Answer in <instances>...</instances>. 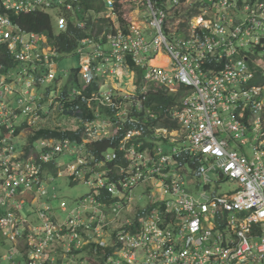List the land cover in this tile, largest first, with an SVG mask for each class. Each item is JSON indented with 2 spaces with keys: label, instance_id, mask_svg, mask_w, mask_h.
<instances>
[{
  "label": "built area",
  "instance_id": "2783aa9c",
  "mask_svg": "<svg viewBox=\"0 0 264 264\" xmlns=\"http://www.w3.org/2000/svg\"><path fill=\"white\" fill-rule=\"evenodd\" d=\"M105 1L113 24L100 37L110 48L102 50L100 42L85 38L79 49L81 87L70 93L85 103L82 111L78 105L71 110L80 114L82 125L72 130L82 140L41 139L40 148L28 155L15 145L17 127L45 117L51 103L46 105L37 88L57 77L59 56L47 36L21 31L8 14L0 15V43L23 62L19 72H2L0 65V232L11 246L3 254L5 264H104L82 255L91 243L115 248L113 264H264V52L245 53L249 43H262L264 35L254 33L264 25V2L130 0L126 30L115 13L123 0ZM74 2L81 0H4L16 13L53 5L72 9ZM195 4L202 11L184 18L182 8L186 13ZM243 10L246 18L238 24ZM136 12L145 13L142 26L135 22ZM68 24L65 16L58 18L60 30ZM160 54L167 61L153 64ZM141 68L143 82L135 80L134 90L123 87L130 88L129 81L115 79L122 69ZM10 76L20 77L21 85L12 84ZM94 82L100 87L84 93ZM182 85L178 101L164 110L178 126L153 124L159 115L146 106L149 92L178 94ZM148 120L156 142L143 149L136 136L144 134ZM124 131L121 163L115 147L103 158L90 150L92 143ZM253 134L249 155L245 145ZM66 157L70 160L63 165ZM50 165L59 176L81 178L90 191L55 209L56 186L53 191L47 186L55 178ZM187 179L199 185L198 193L190 191ZM224 181L236 187L220 193L216 186ZM141 184L145 195L155 190L159 198L138 214L135 187ZM26 193L30 213L24 212ZM39 198L45 199L37 204Z\"/></svg>",
  "mask_w": 264,
  "mask_h": 264
},
{
  "label": "trees",
  "instance_id": "16d2710c",
  "mask_svg": "<svg viewBox=\"0 0 264 264\" xmlns=\"http://www.w3.org/2000/svg\"><path fill=\"white\" fill-rule=\"evenodd\" d=\"M121 2V1H120ZM120 2L117 3V7L115 10L116 15H118V20L120 24H123L124 28L127 30L130 27H127L130 24V12L132 10L131 8V2L130 0H123L122 3ZM133 5V4H132ZM40 7L36 11H25V12H20L16 13V11L12 8H7L4 0H0V15L2 14H8L9 17L19 26L18 29L21 31L25 32H35L37 34H46L49 37L50 44L56 49V53L58 56H64L67 54L71 53H78L82 54L79 49L84 46V40L85 38H92L97 42H100V46L97 48H101L102 50H107L110 48V44L108 43V40L106 37H103V39L100 37L103 34V31L110 30L113 24V19L111 16L108 15L107 7H106V1L105 0H81V2H74V6L72 9H68L66 7L60 8L59 5H53L50 7ZM199 6L195 4V9L192 11L188 12V16L191 17L193 14L199 13ZM60 16H65L69 20L68 28L66 30H60L58 26V18ZM84 19L86 22L85 26L82 27L80 25V21ZM117 20V18H116ZM264 40L260 44H249L246 46V50L248 53H250L253 49H256L258 51L264 52ZM57 56V57H58ZM56 57V58H57ZM102 64L101 62H99ZM131 63V62H130ZM0 65H3L4 68L2 69V72L8 70H12L15 72L20 71V69L23 66V62L16 61L14 59V55L11 53L10 48L7 43H0ZM80 67L73 69V72L69 74L70 80L67 82V85L62 88L60 91L61 95V104L58 105L56 109V114H58V119H76L79 120L77 124L73 123V126L71 123L64 124L63 121L57 124L56 127L52 126H41V128L34 129L33 132L29 135L28 137V144L24 149H26V155L30 153L31 149L34 148H40L39 145H35V143L41 139H62V138H71L73 140H82V134L79 132H76L72 130L74 127H79L81 126L82 120H80V114H75L72 112V106L75 107L78 105L81 108V111L85 109V103H83V97L79 94H74L73 96L70 95L71 90L74 87H81V82L80 79L78 78V74H80ZM48 67H42L39 69V71H46ZM17 70V71H16ZM140 76V79L138 82L142 83L143 82V77L145 75L144 70L139 72L138 74ZM57 78V77H56ZM55 78V79H56ZM103 86H105L103 84ZM100 85H97L96 82L91 84L89 88L84 91V93H89L93 89H98ZM107 87V85L105 86ZM185 87L182 85L180 86V92L177 95H168L166 90L163 89H158L155 90L153 93L149 94V99L147 101L148 107H150L154 112H156L158 115L161 117H164L165 113V107L169 104H174L176 101H178L179 96L182 95V93L185 91ZM57 90V89H56ZM57 92V91H56ZM72 98L70 99V97ZM45 103L46 105H50L48 103V98L46 94L45 98ZM52 108V105L49 107ZM67 111V114L63 113ZM102 111L104 108L101 109ZM108 111V110H107ZM41 113H43V110H40ZM45 116L47 114H44ZM65 115V117H63ZM89 115V113H88ZM62 116V118H61ZM92 114L89 115L91 117ZM165 121V123H163ZM161 123H159V120L154 122L153 124L157 123L160 126L164 127H177V122L174 121L172 118L167 117L164 119ZM151 122V120H150ZM150 122L145 121L147 125H145V130L144 134L136 136V139L138 142L143 141V149L145 147L153 148V143L156 141H152L154 136H155V131L153 128H150ZM168 122V123H167ZM63 125L61 126V124ZM71 124V125H70ZM28 125V122L25 121L22 126L17 128V135L15 137V141L18 147H21L24 145V143L19 144L17 141L18 138H23L20 135V131ZM126 131L122 132L121 135H118L115 137V139H103L98 142H94L90 145V150L92 152L97 153V155L101 158L106 156V154L109 152L110 147H115L116 151L119 153V159L116 161L117 163H121L122 157L124 154V150H120V139L123 138L125 135ZM119 145V147H118ZM104 154V155H103ZM25 155V156H26ZM123 163V162H122ZM112 165V164H111ZM105 169H108L107 166H104ZM50 171L56 172V167L54 165L49 166ZM118 171V170H117ZM116 172H108L110 174L117 173ZM74 180L71 182L72 184L74 183H81L82 180L81 178H74ZM85 183V182H84ZM86 184V183H85ZM53 187V186H52ZM141 187L143 190L139 194H137V203H138V197L140 195H145L147 193L146 187L141 184L135 187L139 188ZM89 188V187H88ZM51 191L53 189L51 188ZM90 191V189H89ZM88 191V192H89ZM55 192L57 193V197L52 198V204L55 207V209H59V206L62 201H67L56 189L55 187ZM87 192V193H88ZM85 193L84 195H86ZM103 193L104 196H109L110 194L106 191L105 188H103ZM79 196V197H83ZM79 197H76L79 199ZM114 198L111 199L113 201ZM68 203H71L72 201L69 200L67 201ZM135 204L136 211L138 214H141L144 212V210L138 205ZM8 247H11L8 242H5L4 240L0 241V264H5L8 262V260H3V254H4V249L8 250ZM16 248V247H15ZM3 249V250H2ZM115 248H112V246L104 247L100 246L97 243H91L89 246L84 248L82 255L84 256H90L94 259H96L99 262H102L104 264H113V260H110L111 257H115L114 251ZM20 251L19 247L17 246L16 249V258L20 257Z\"/></svg>",
  "mask_w": 264,
  "mask_h": 264
},
{
  "label": "rangeland",
  "instance_id": "374dc122",
  "mask_svg": "<svg viewBox=\"0 0 264 264\" xmlns=\"http://www.w3.org/2000/svg\"><path fill=\"white\" fill-rule=\"evenodd\" d=\"M136 15L138 18H136ZM144 15L145 13L139 12V13H135L134 19L137 25L142 26V20H144ZM47 42H48V38H46ZM49 47L54 48L51 44H48ZM81 55L78 53H71V54H67V55H62L57 59V78L50 81V82H46L44 84H42L40 87L37 88V90L40 93L43 94H47L49 91L51 92V98L48 99V103L52 105V108H49L47 111V116L38 119L39 116H37V119H33L32 123H33V130L34 127L35 128H40L41 126H52V127H56L58 123H60L61 121H63V123L66 125L68 123H71L73 126L74 124H77L79 122L78 119H76V121L74 119H58V114H56V108H57V104L61 103V95L57 94V90L59 89V91L62 90V88H64L65 85H67V82H69L70 80V76L69 74L73 72V69L78 68L81 66ZM160 61V60H159ZM162 62V61H161ZM261 63L264 65V60L261 61ZM21 70V69H20ZM17 71V70H16ZM19 72V71H18ZM115 79L117 80H122V82L125 81H129L130 83V88H127L126 85H123V87H125L127 90L131 91L134 90V83H135V78L134 75L131 74L130 79L128 80L129 74L126 73V71L124 69L120 70L118 74L115 75ZM115 79L113 76L109 77V80L115 82ZM9 80L12 82V84L16 83V86L21 85L20 83V77L18 78H14L11 77L9 78ZM25 83V82H23ZM103 90L106 89L105 86L102 87ZM126 89H124L126 91ZM65 114H67V111L65 110V112H63ZM63 117H65V115H63ZM62 118V116H61ZM66 118V117H65ZM231 119L230 114L227 117V120ZM163 123H165V121H163ZM168 123V122H167ZM70 124V125H71ZM113 132V131H112ZM21 135H23L21 133ZM30 134L25 135L26 138H18L17 141L19 142V144H22L28 141V137ZM226 136V135H225ZM254 137L255 134L251 135L248 138V141L246 142L245 145V149L246 152L249 155H253L254 150H253V143H254ZM161 145L165 146V148L167 147L169 150H171V147L169 145L166 146L165 143H160ZM234 147H238L237 145ZM69 158L66 157L62 160V164H66L69 162ZM184 166L185 163L187 161H185L184 159H180L179 160ZM65 173V169L62 170V174ZM64 176H56L52 182H49L47 184L48 188L51 189L52 186H56L57 191L67 200H71L72 204L74 202H76L78 200L79 196L84 195L85 193H87L89 191L88 186L84 183H74L72 184L71 182H73L74 180H72L71 178H69L68 176H66L65 174H63ZM186 177V176H185ZM187 184H188V188L190 189V191H194L195 193H198L199 190V185H195L194 183L190 182L188 179L186 180ZM215 186V185H214ZM217 190L220 193H225L230 189H233L236 187V184L234 182H227L224 181L222 182L220 185L216 186ZM142 188H136L135 192L136 194H139L140 192H142ZM21 196H19L18 198H20ZM23 197L26 199L27 204L25 206L24 212L25 213H30L33 210V206L30 204L29 200L31 199V194L30 193H26L25 195H23ZM159 198V194L153 190L152 194H146L143 198L138 197V204L141 206V208L144 207H148L152 204L153 200H156ZM45 198L41 199L39 198L37 201V204L40 203L41 201H43ZM34 218H36V215H34ZM3 240V236L0 232V241ZM7 251V249H4V253ZM92 261H94L92 259Z\"/></svg>",
  "mask_w": 264,
  "mask_h": 264
},
{
  "label": "clouds",
  "instance_id": "9594fccd",
  "mask_svg": "<svg viewBox=\"0 0 264 264\" xmlns=\"http://www.w3.org/2000/svg\"><path fill=\"white\" fill-rule=\"evenodd\" d=\"M119 1V0H118ZM246 2H250L251 0H245ZM252 1H263L264 2V0H252ZM241 2H244V0H242ZM198 5V4H197ZM199 6V10H200V12L202 11L201 9H200V5H198ZM195 9V6L194 7H192V8H190V9H188V11H186V13H184V7L182 8V10H183V13H182V16L185 18V15L187 16V18H188V20L190 19V17L188 16V12L189 11H192V10H194ZM108 11V10H107ZM199 12V13H200ZM199 13H197V14H199ZM197 14H195V15H197ZM193 16V15H192ZM191 16V17H192ZM130 18H131V15H130ZM172 19H174L175 21H176V19H177V15H175L174 17H171ZM238 24L240 23V22H242V21H244V19L246 18V13H245V11L243 10L242 12H240V13H238ZM118 23H119V21H118ZM178 23H179V21H178ZM178 23H177V25H178ZM263 23H264V21H263ZM16 24V23H15ZM186 23H184V25H185ZM17 25V24H16ZM18 26V25H17ZM143 26H145V24L143 23ZM19 27V26H18ZM258 34H261V35H264V25H261V26H259L258 28H257V30L255 31V33H254V35L256 36V35H258ZM38 35H45V36H47L48 37V35H46V34H38ZM49 38V37H48ZM264 40V36H263V38H262V41ZM50 42V41H49ZM250 44V43H249ZM246 49V48H245ZM245 53H247V54H249L248 53V51L247 50H245ZM160 56V55H159ZM159 56H157V57H155V59H157V58H159ZM163 56V55H162ZM153 64H155L154 63V60H153ZM155 65H161V64H155ZM142 70H144L143 68H141V69H139V70H131V71H133L135 74H133L134 75V78H135V80L138 82V80L140 79V76L138 75L139 74V72H141ZM131 71H126V73L127 74H129V77H128V80L130 79V77H131V74H132V72ZM144 72H145V70H144ZM79 78V77H78ZM138 83H140V82H138ZM154 91H151V92H149V94H151V93H153ZM167 92V91H166ZM168 93V92H167ZM179 93V92H178ZM46 95V94H45ZM50 95H51V92L49 91L48 93H47V98L49 99V97H50ZM168 95L170 96V95H177V93H172V94H169L168 93ZM46 98V97H45ZM148 104V103H147ZM169 105H171V104H169ZM168 106V105H167ZM166 106V107H167ZM165 107V108H166ZM167 117H169V116H167ZM167 117H165V113H164V117H161L160 115H159V123H161L164 119H166ZM170 118V117H169ZM174 121H176L177 122V120H175V119H173ZM25 121H27L28 122V125L26 126V127H24L21 131H20V135H21V133L23 134V135H21L23 138H26L25 137V135H27V134H31L32 132H33V123L31 122L30 123V121H29V119L28 120H25ZM23 124V123H22ZM63 125V123L61 124V126ZM20 126H22V125H20ZM20 126H18V127H20ZM177 126H178V122H177ZM17 127V128H18ZM164 127V126H163ZM41 128V127H40ZM34 129H38V128H35L34 127ZM16 135H17V131H16ZM38 142V141H37ZM37 142L35 143V145H37ZM29 142L27 141L26 142V140H25V142H24V145L23 146H21V147H18L17 146V144H16V141H15V145H16V147L18 148L17 150L19 151V153H21V151H23V149L26 147V145L28 144ZM25 146V147H24ZM114 152V151H113ZM113 152H110V153H113ZM55 171V170H54ZM53 171V172H54ZM56 176H58V174H57V171L55 172V177Z\"/></svg>",
  "mask_w": 264,
  "mask_h": 264
},
{
  "label": "bare ground",
  "instance_id": "6f19581e",
  "mask_svg": "<svg viewBox=\"0 0 264 264\" xmlns=\"http://www.w3.org/2000/svg\"><path fill=\"white\" fill-rule=\"evenodd\" d=\"M166 60H167L166 57L160 55L159 58H157V59L154 60V63L155 64H164L166 62Z\"/></svg>",
  "mask_w": 264,
  "mask_h": 264
},
{
  "label": "water",
  "instance_id": "95a60500",
  "mask_svg": "<svg viewBox=\"0 0 264 264\" xmlns=\"http://www.w3.org/2000/svg\"><path fill=\"white\" fill-rule=\"evenodd\" d=\"M108 151L109 152H113L114 151V148H110Z\"/></svg>",
  "mask_w": 264,
  "mask_h": 264
},
{
  "label": "crops",
  "instance_id": "0c3cea01",
  "mask_svg": "<svg viewBox=\"0 0 264 264\" xmlns=\"http://www.w3.org/2000/svg\"><path fill=\"white\" fill-rule=\"evenodd\" d=\"M161 56H162V54H160ZM167 61V60H166ZM122 84H124L123 82H122ZM3 250V249H2Z\"/></svg>",
  "mask_w": 264,
  "mask_h": 264
}]
</instances>
